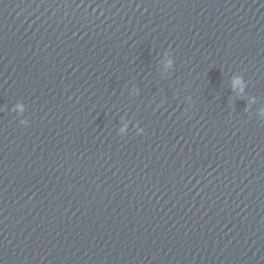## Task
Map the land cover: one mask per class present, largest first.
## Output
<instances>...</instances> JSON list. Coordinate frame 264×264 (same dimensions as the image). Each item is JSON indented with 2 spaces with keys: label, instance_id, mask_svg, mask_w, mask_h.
Listing matches in <instances>:
<instances>
[{
  "label": "water",
  "instance_id": "1",
  "mask_svg": "<svg viewBox=\"0 0 264 264\" xmlns=\"http://www.w3.org/2000/svg\"><path fill=\"white\" fill-rule=\"evenodd\" d=\"M0 264H264V0H0Z\"/></svg>",
  "mask_w": 264,
  "mask_h": 264
}]
</instances>
